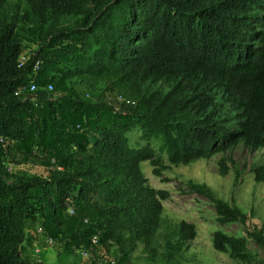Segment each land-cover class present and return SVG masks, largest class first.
I'll list each match as a JSON object with an SVG mask.
<instances>
[{"label": "trees", "instance_id": "obj_1", "mask_svg": "<svg viewBox=\"0 0 264 264\" xmlns=\"http://www.w3.org/2000/svg\"><path fill=\"white\" fill-rule=\"evenodd\" d=\"M26 38L41 45L20 65ZM241 143L264 183V0H19L16 10L0 0V264H45L28 253L33 222L91 254L88 264H131L141 245L149 260L183 264L196 226L171 224L158 242L170 193L141 164L161 177ZM35 152L52 174L9 182L6 161ZM219 166L227 176L225 158ZM188 187L220 224L252 217L206 183ZM246 233L216 230L213 246L251 262L250 241L264 251V221Z\"/></svg>", "mask_w": 264, "mask_h": 264}, {"label": "rangeland", "instance_id": "obj_2", "mask_svg": "<svg viewBox=\"0 0 264 264\" xmlns=\"http://www.w3.org/2000/svg\"><path fill=\"white\" fill-rule=\"evenodd\" d=\"M17 4L19 0H9L10 9L16 10ZM75 21L76 18H68L63 21V25H73ZM24 45L23 56L28 59L37 52L41 44L26 38ZM75 90L85 97L90 94L93 100L99 95V90L92 92L79 82L75 84ZM255 155L254 151L241 143L228 152L219 153L210 159L201 158L191 164L172 166L161 177L154 175L150 161L142 162L143 172L150 184L170 193V197L164 201V223L158 234V242L164 244L162 235L171 224L186 221L196 226L197 236L191 241V248L184 253L183 264H264V251L252 241L249 242V248L255 253V259L251 262L235 260L229 253L219 252L213 246V233L216 230L220 229L234 236H246L248 229L260 226L264 221V183H258L255 172L251 170ZM222 158H225L230 166L227 176L220 174L219 161ZM46 162L47 160L39 152H35V156L30 159L15 153L5 163L6 178L12 183L20 175L49 176L54 167L47 165ZM239 171L243 174L240 178ZM189 180L206 183L219 198L227 201L235 200L244 213L252 216L251 219L246 225L220 224L217 221L215 205L204 195L192 191L188 187ZM30 230L36 239L28 253L36 261L45 264H88L93 259L87 252L67 250L65 242H51L44 234L41 222L31 223ZM113 248L108 254H112L113 251L115 253L118 247ZM131 264H164V262L149 260L148 254L141 245L135 251Z\"/></svg>", "mask_w": 264, "mask_h": 264}, {"label": "built area", "instance_id": "obj_3", "mask_svg": "<svg viewBox=\"0 0 264 264\" xmlns=\"http://www.w3.org/2000/svg\"><path fill=\"white\" fill-rule=\"evenodd\" d=\"M27 59H26V57L25 56H22V58H21V64L20 65H23L24 63H25V61H26ZM41 62L39 61L38 62V64H37V67L39 66V64H40ZM54 87H53V85L51 84V85H49L48 86V90L50 91V90H52ZM38 90V87L35 85V84H32L31 85V87H30V91L31 92H34V91H37ZM70 211H71V213H74V210L71 208L70 209ZM51 240V242H54L52 239H50ZM94 243H98V239L97 238H95L94 240ZM84 253H86V252H84ZM111 259V262L114 264V263H116L117 262V259H115V258H110Z\"/></svg>", "mask_w": 264, "mask_h": 264}]
</instances>
